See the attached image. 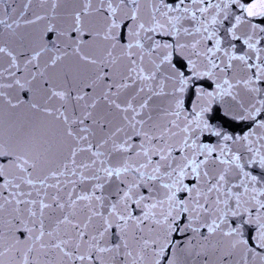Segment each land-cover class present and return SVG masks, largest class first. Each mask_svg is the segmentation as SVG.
Segmentation results:
<instances>
[{
	"label": "snow or ice",
	"instance_id": "1",
	"mask_svg": "<svg viewBox=\"0 0 264 264\" xmlns=\"http://www.w3.org/2000/svg\"><path fill=\"white\" fill-rule=\"evenodd\" d=\"M0 264H264V0H0Z\"/></svg>",
	"mask_w": 264,
	"mask_h": 264
}]
</instances>
